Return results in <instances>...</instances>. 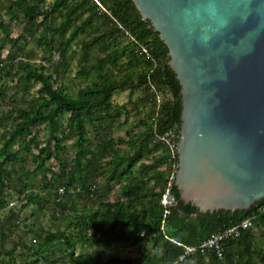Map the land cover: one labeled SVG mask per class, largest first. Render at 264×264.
Wrapping results in <instances>:
<instances>
[{"label": "trees", "instance_id": "trees-1", "mask_svg": "<svg viewBox=\"0 0 264 264\" xmlns=\"http://www.w3.org/2000/svg\"><path fill=\"white\" fill-rule=\"evenodd\" d=\"M10 1L11 8L20 10L31 25H43L46 30L64 34L70 25L75 24L74 32L61 41L66 48L71 46L79 32L93 25L96 32L79 41L82 53L88 57L92 49L98 48L103 54L81 69L85 76L96 71L99 78L80 87L76 94L66 91L63 85H55L53 74L46 73L42 67L29 61L23 63L22 77L29 82L27 87L33 81L40 82V95L28 107L18 109L16 120L4 134L0 145V188L8 185L14 172L10 165L22 162L25 150L26 155H32L36 169H41L45 177L48 171L53 170L47 167L48 161L53 157L59 158L63 165L62 175L50 177L48 181L49 185L56 186L58 192L61 188L69 191L79 182L83 190L92 195L87 170L96 163L98 154H92L88 145L87 116L97 111L110 113L113 110L112 97L118 89L164 87L172 96L159 103L157 97H153L154 105L150 108L149 119L145 121L147 129L130 141L120 139L129 142L132 150L114 156L106 175L107 189L111 190L112 182L119 174L133 170L144 159L146 150L162 149V153L147 165L154 171L150 179L123 189L118 199L104 201L84 215L77 223L81 228L80 236H70L62 229L47 231L36 251L47 257L52 250H65L63 259L68 264H204L205 261L212 264H264V250L253 243L254 234L250 226L242 228L238 237L225 240L222 255L216 249L187 251V246H197L214 232L236 225L247 217L254 216L264 222V197L248 208L214 211L200 210L192 201L183 199L175 180L182 127V86L169 64L168 44L151 21L143 17L135 1L54 0L49 5L41 0ZM2 2L0 0V4ZM55 13L63 17L59 25L52 20ZM83 14L87 17L76 23ZM0 27L10 35L8 23L3 18H0ZM10 38L13 42L19 40ZM124 38H129V41L120 45ZM42 39L52 47L53 43L46 35ZM123 57L131 61V68L123 74L106 71L108 65H118ZM138 64L140 68L135 69ZM65 112L70 114L69 135L53 133L52 145L51 139L43 141L34 132V127L42 122L55 129ZM170 133L177 135L178 140H173L174 148L166 138ZM67 136L74 137L76 146L71 161L62 155ZM161 166L165 168L160 169ZM52 179H57L58 185ZM152 179L154 183L150 185ZM166 192L171 199L167 203L163 201ZM62 196L59 193V197ZM140 197L145 199L141 209L138 207ZM59 204L62 205L61 199ZM4 205L0 203V207ZM73 206L76 207L75 204ZM104 236L135 245L138 253H123L118 248L88 253L76 251L80 241L92 242ZM10 264H16L15 258L10 260Z\"/></svg>", "mask_w": 264, "mask_h": 264}, {"label": "rangeland", "instance_id": "rangeland-1", "mask_svg": "<svg viewBox=\"0 0 264 264\" xmlns=\"http://www.w3.org/2000/svg\"><path fill=\"white\" fill-rule=\"evenodd\" d=\"M41 1L49 5L54 0ZM10 2L3 0L0 4V18L8 23L10 29L8 35L0 27V145L4 134L16 120L18 109L28 107L40 95L41 83L33 81L28 88L29 82L22 77L25 61L42 67L48 74L52 73L55 85H63L66 91L76 94L80 87L99 78L98 72L92 71L85 76L81 69L103 54L98 48L92 49L88 57L82 53L79 41L96 32L93 25L79 32L71 46L66 48L61 41H65L74 32L75 24L70 25L64 34L46 30L43 25H31L20 10L11 8ZM86 17L87 14L81 15L76 23ZM62 18V15L57 13L52 16L57 25L61 24ZM44 35L52 41V47L47 40L42 39ZM10 37L19 40L13 42ZM128 41L129 38H124L120 45ZM130 62L127 57H123L118 65H108L106 71L123 74L127 68L132 67ZM139 68V64L135 65V69ZM154 96L157 97L158 103L172 97L168 88L164 87H151L149 90L118 89L113 94V110L110 113L97 111L87 116L88 145L92 154H98L96 163L87 170L89 183L93 188L92 195L83 190L79 182L69 191L61 188L58 192L56 186L49 185L50 177L62 175L63 165L59 158L53 157L48 161L47 167L50 166L53 170L47 172V177L41 169H36L35 160L31 154L26 155L25 150L22 152L25 159L10 165V168L14 169L13 175L7 186L0 188V203L5 204L0 207V264H10L12 258H15L16 264H68L63 259L65 250H52L47 257L36 251L43 241V235L47 231L62 229L70 236H80L81 228L77 223H80L84 215L101 206L104 201L118 199L123 189L140 185L143 180L150 179L154 171L147 165L162 153V149L146 150L144 159L139 161L133 170L119 174L111 184L112 189H107L106 175L110 170V160L116 155L132 150L129 142H122L120 139L130 141L147 129L145 121L149 119ZM69 115L68 112L63 113L55 129L42 122L34 127V132L43 141L51 139L53 145V133L69 135ZM179 136L180 140L181 131ZM176 137L175 133L167 134L166 138L169 139L171 147L174 146L173 140ZM64 145L62 155L67 161H71L76 152L74 137L67 136ZM159 168L164 169L165 166ZM52 180L58 185L57 179ZM153 183L154 179L149 182L150 185ZM59 193L63 196L59 197ZM167 198L170 199L169 196ZM60 199L62 205L59 204ZM143 201L145 199L141 200L140 197L139 209L142 208ZM249 226L254 234L253 243L264 250V222L253 216ZM110 237L95 238L92 242L80 241L76 251L88 253L118 248L123 253H138V247L135 245ZM204 264L212 263L205 261Z\"/></svg>", "mask_w": 264, "mask_h": 264}, {"label": "water", "instance_id": "water-1", "mask_svg": "<svg viewBox=\"0 0 264 264\" xmlns=\"http://www.w3.org/2000/svg\"><path fill=\"white\" fill-rule=\"evenodd\" d=\"M181 83L176 184L200 210L264 197V0H134Z\"/></svg>", "mask_w": 264, "mask_h": 264}, {"label": "built area", "instance_id": "built-area-1", "mask_svg": "<svg viewBox=\"0 0 264 264\" xmlns=\"http://www.w3.org/2000/svg\"><path fill=\"white\" fill-rule=\"evenodd\" d=\"M169 195V192H166L163 197V201L165 203L171 201V199H168L167 197ZM264 210V207H263ZM253 216L245 218L240 223L226 227L222 230L214 232L211 236H209L207 239H205L201 244L197 246H187V251H193L197 249H201L202 251H206L208 249H216L219 255H222L225 250V240L229 237H238L241 233L242 228H247L251 224V219Z\"/></svg>", "mask_w": 264, "mask_h": 264}]
</instances>
